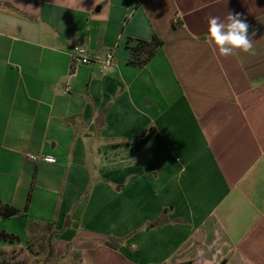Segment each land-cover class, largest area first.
Segmentation results:
<instances>
[{"label": "crops", "instance_id": "crops-1", "mask_svg": "<svg viewBox=\"0 0 264 264\" xmlns=\"http://www.w3.org/2000/svg\"><path fill=\"white\" fill-rule=\"evenodd\" d=\"M230 13L252 50L222 56ZM0 199L53 264H264V0H0Z\"/></svg>", "mask_w": 264, "mask_h": 264}, {"label": "rangeland", "instance_id": "rangeland-1", "mask_svg": "<svg viewBox=\"0 0 264 264\" xmlns=\"http://www.w3.org/2000/svg\"><path fill=\"white\" fill-rule=\"evenodd\" d=\"M24 224L25 218L23 217H0V230L6 229L5 231L10 233L15 231L21 235L20 237L13 233L19 236V239L13 242L0 239V264H53L51 234L49 232L38 234L31 232L26 235ZM34 228L35 226H33ZM37 229L40 230V228Z\"/></svg>", "mask_w": 264, "mask_h": 264}, {"label": "clouds", "instance_id": "clouds-1", "mask_svg": "<svg viewBox=\"0 0 264 264\" xmlns=\"http://www.w3.org/2000/svg\"><path fill=\"white\" fill-rule=\"evenodd\" d=\"M249 24L241 19L240 14L230 13L226 20L219 17L208 18V35L210 40L218 49L220 55L228 56L235 51L249 52L252 50ZM49 161L51 157L47 158Z\"/></svg>", "mask_w": 264, "mask_h": 264}, {"label": "trees", "instance_id": "trees-1", "mask_svg": "<svg viewBox=\"0 0 264 264\" xmlns=\"http://www.w3.org/2000/svg\"><path fill=\"white\" fill-rule=\"evenodd\" d=\"M131 44L128 46L130 54L128 57V64L135 67H144L157 50L163 45L161 36L154 34L150 39H133L128 38ZM21 211L13 205L4 202L0 199V217H11L19 215ZM0 239L8 242H13L19 239V236L0 230Z\"/></svg>", "mask_w": 264, "mask_h": 264}, {"label": "built area", "instance_id": "built-area-1", "mask_svg": "<svg viewBox=\"0 0 264 264\" xmlns=\"http://www.w3.org/2000/svg\"><path fill=\"white\" fill-rule=\"evenodd\" d=\"M100 57H92L87 53V48L86 46L81 42V41H77L74 43L73 45V49H72V64L73 67H77L81 64H89L91 62L94 61H100ZM104 62L105 66H111L114 62V54L112 51H109L106 56L105 59L102 60ZM26 156L31 159V160H35V161H44V162H48V163H55L56 162V158L55 156L51 155V154H45L42 155L41 157L38 156H34L32 154H26ZM51 157L52 160L49 161L47 158Z\"/></svg>", "mask_w": 264, "mask_h": 264}]
</instances>
